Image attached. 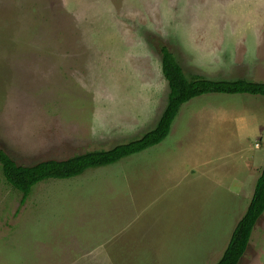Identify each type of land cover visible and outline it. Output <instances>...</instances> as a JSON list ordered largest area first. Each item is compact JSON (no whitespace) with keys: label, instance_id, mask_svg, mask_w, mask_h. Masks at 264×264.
<instances>
[{"label":"rangeland","instance_id":"1","mask_svg":"<svg viewBox=\"0 0 264 264\" xmlns=\"http://www.w3.org/2000/svg\"><path fill=\"white\" fill-rule=\"evenodd\" d=\"M256 10L242 0H0V148L32 165L140 138L168 98L160 48L187 76L221 79L203 49L240 65L245 47L232 60L230 42L255 40L263 59ZM205 33L217 38H196ZM242 72L264 81L256 61ZM263 165L264 96L249 93L194 97L159 144L42 180L22 205L0 164V264H216ZM239 264H264V214Z\"/></svg>","mask_w":264,"mask_h":264},{"label":"trees","instance_id":"2","mask_svg":"<svg viewBox=\"0 0 264 264\" xmlns=\"http://www.w3.org/2000/svg\"><path fill=\"white\" fill-rule=\"evenodd\" d=\"M160 52L162 71L169 86L168 98L155 127L140 138L120 143L110 149L89 150L64 159H44L32 165L19 164L0 148L3 175L13 188L22 193L21 205L25 203L32 187L42 180L76 177L89 168L112 164L159 144L169 134L181 106L194 97L206 93H249L264 96V82L246 78L210 79L199 74L187 76L174 52L165 45L160 48ZM263 214L264 165L257 178L252 199L216 264H239L250 245L253 230Z\"/></svg>","mask_w":264,"mask_h":264},{"label":"crops","instance_id":"3","mask_svg":"<svg viewBox=\"0 0 264 264\" xmlns=\"http://www.w3.org/2000/svg\"><path fill=\"white\" fill-rule=\"evenodd\" d=\"M244 3H253L254 1H255V5H257V10H256V13H255V15H256V17H258V18H260V19H263L264 18V0H242ZM260 16H262L263 18H261ZM260 23H262V21L260 20L259 21ZM220 36H222L223 38H226L224 35H223V33H220L219 34ZM209 37H215L214 35H213V33L211 34V35H208V34H206L205 33V36H203V37H200V35H198L196 38L197 39H199V38H209ZM256 37H258V39H260V41L259 40H257V43H264V41L262 40V38H264V34L263 33H260V34H258V35H255V37L254 38H256ZM217 37H215V39H216ZM196 39V40H197ZM231 44H232V54H233V57H232V60H234L235 59V56L237 55L234 51H233V48L234 47H237V48H239L240 46H242V47H245V50H246V53L244 54V56L243 57H239V55H237V57H236V60H238L239 61V63H240V65H237V63L236 62H231L230 64H228V65H225V64H223L220 60H223V59H226L223 55H222V57L221 58H219V56L218 55H216V56H214V57H211V55H212V49H217V50H219V49H221V47H212V48H204L203 49V52H202V54L204 55V57L210 62V65L211 64H213V63H215V66L214 67H212L211 69H210V65H209V69L210 70H212V73H215V72H217L218 74H212V76L211 75H209V76H211V77H223V78H221V79H235V78H244V76H246L247 78H250V79H252L251 77H249V76H247V75H245L243 72H242V70H244V68H246V65H247V67H250V66H255V61L256 62H258V63H260V64H262V66L264 67V58L262 59V58H260V57H256V59H255V51H253V50H251V49H253V48H255V40H253V46H251V47H247L246 46V44H247V42H237V41H232V42H230ZM227 49V48H226ZM248 49H250L252 52H253V59L252 60H249L248 62H245L246 60H247V56L249 55L248 54V52H247V50ZM246 64V65H245ZM192 67V66H191ZM193 68V67H192ZM194 69V68H193ZM234 69H236V71H237V75L236 76H234L233 74H232V71L234 70ZM242 69V70H241ZM223 72L225 73V72H227L226 73V75L224 74L223 75ZM195 73H199V75L201 74V75H203V74H206V73H201V72H195ZM207 75V74H206ZM230 75H232V78H228ZM254 80V79H253ZM255 81V80H254ZM260 82H264V81H260ZM164 108H165V106H164ZM164 110V109H163ZM163 112V111H162ZM162 114V113H161ZM161 116V115H160ZM102 167H106V166H100V167H94L95 169H98V168H102ZM91 169V168H90ZM101 170H108V168L107 169H101ZM104 172H107V171H104ZM83 174H85V173H83ZM102 175L103 174H98V176L97 175H94V177H102ZM107 177H109V176H107ZM253 196V195H252ZM251 199H252V197H251ZM251 201V200H250ZM250 203V202H249ZM249 205V204H248ZM254 230H255V228H254ZM254 230H253V233H254ZM253 233H252V236H253ZM252 238V237H251ZM251 241V240H250Z\"/></svg>","mask_w":264,"mask_h":264}]
</instances>
